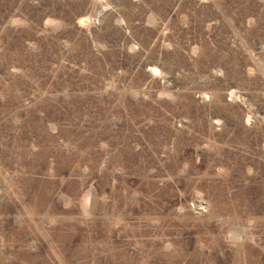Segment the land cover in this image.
I'll return each instance as SVG.
<instances>
[{"label":"rangeland","instance_id":"374dc122","mask_svg":"<svg viewBox=\"0 0 264 264\" xmlns=\"http://www.w3.org/2000/svg\"><path fill=\"white\" fill-rule=\"evenodd\" d=\"M0 264H264V0H0Z\"/></svg>","mask_w":264,"mask_h":264}]
</instances>
